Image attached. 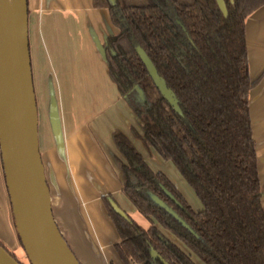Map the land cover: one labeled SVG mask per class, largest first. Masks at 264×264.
<instances>
[{"label":"trees","instance_id":"obj_1","mask_svg":"<svg viewBox=\"0 0 264 264\" xmlns=\"http://www.w3.org/2000/svg\"><path fill=\"white\" fill-rule=\"evenodd\" d=\"M264 0H92L117 29L102 50L117 90L140 121L134 137L171 161L202 208L192 209L170 178L153 170L129 137L113 133L121 192L144 228L110 193L101 201L124 264H264V184L258 176L248 92L244 20ZM146 53L177 100L161 94L139 57ZM19 241V240H18ZM20 243V242H19ZM0 245L20 264L17 256ZM21 246V245H20Z\"/></svg>","mask_w":264,"mask_h":264},{"label":"crops","instance_id":"obj_2","mask_svg":"<svg viewBox=\"0 0 264 264\" xmlns=\"http://www.w3.org/2000/svg\"><path fill=\"white\" fill-rule=\"evenodd\" d=\"M26 1L38 147L55 222L81 264H124L113 246L118 235L102 195L110 193L141 226L147 227L148 222L121 192L120 170L114 161L120 155L113 133L126 134L148 161L145 147L132 133V128L141 132L140 122L119 94L102 53L105 37L117 29L107 8L93 6L92 0ZM244 30L248 75L258 78L248 92V106L258 176L264 184V4L246 16ZM200 204L194 201L190 206L199 211ZM262 206L264 209V192ZM162 232L196 264H205L170 232ZM0 240L15 255L23 254L1 159Z\"/></svg>","mask_w":264,"mask_h":264},{"label":"water","instance_id":"obj_3","mask_svg":"<svg viewBox=\"0 0 264 264\" xmlns=\"http://www.w3.org/2000/svg\"><path fill=\"white\" fill-rule=\"evenodd\" d=\"M136 51L161 94L179 111L146 53L138 45ZM37 124L27 1L0 0V159L16 235L29 264H81L52 213ZM0 264L20 263L0 245Z\"/></svg>","mask_w":264,"mask_h":264},{"label":"rangeland","instance_id":"obj_4","mask_svg":"<svg viewBox=\"0 0 264 264\" xmlns=\"http://www.w3.org/2000/svg\"><path fill=\"white\" fill-rule=\"evenodd\" d=\"M144 149V148H143ZM145 152V157L148 161V163L150 164V166L154 169V170H161L164 173H166L171 179L172 181L176 184V186L178 187V189L180 190V192L183 194V196L186 198L187 202L192 206V204H194V201H198V199L196 198L192 188L187 184V182L183 179V177L180 175V173L178 172V170L175 168V166L173 165V163L171 161L168 160H164L162 159L153 148H145L144 149ZM201 205V204H200ZM5 246L12 252H14L12 250V248L10 247V245L5 244ZM15 253V252H14ZM23 254L21 255H16L18 260L22 263V264H29L26 255L24 252H22ZM16 254V253H15Z\"/></svg>","mask_w":264,"mask_h":264},{"label":"flooded vegetation","instance_id":"obj_5","mask_svg":"<svg viewBox=\"0 0 264 264\" xmlns=\"http://www.w3.org/2000/svg\"><path fill=\"white\" fill-rule=\"evenodd\" d=\"M136 115V114H135ZM138 118V117H137ZM139 120V119H138ZM140 122V121H139ZM113 138V137H112ZM114 142V141H113ZM115 145V144H114ZM143 145V144H142ZM116 147V146H115ZM117 149V148H116ZM120 155V154H119ZM118 158H121V156H116ZM115 157V158H116ZM115 163H116V160L114 159ZM116 165L118 166V164L116 163ZM119 168V167H118ZM120 170V169H119ZM121 178V176H120ZM121 187H122V183H121ZM123 194V193H122ZM127 199V198H126ZM117 203V202H116ZM119 206V205H118ZM124 211V210H123ZM125 212V211H124ZM126 213V212H125ZM127 214V213H126ZM128 215V214H127ZM129 216V215H128ZM130 217V216H129ZM142 217V216H141ZM143 218V217H142ZM133 219V218H132ZM145 219V218H144ZM134 220V219H133ZM146 220V219H145ZM147 221V220H146ZM137 222V221H136ZM148 222V221H147ZM138 223V222H137ZM139 224V223H138ZM140 225V224H139ZM149 225V224H148ZM143 227V226H142ZM148 227V226H147ZM147 227H144V228H147Z\"/></svg>","mask_w":264,"mask_h":264}]
</instances>
